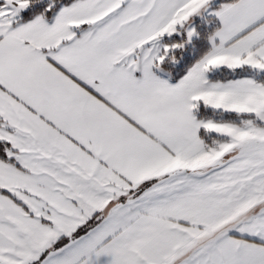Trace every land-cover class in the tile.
<instances>
[{
    "label": "snow or ice",
    "instance_id": "obj_1",
    "mask_svg": "<svg viewBox=\"0 0 264 264\" xmlns=\"http://www.w3.org/2000/svg\"><path fill=\"white\" fill-rule=\"evenodd\" d=\"M0 264H264V0H0Z\"/></svg>",
    "mask_w": 264,
    "mask_h": 264
}]
</instances>
